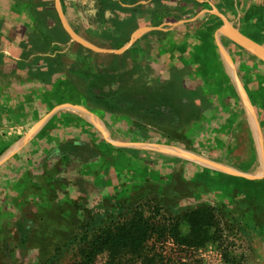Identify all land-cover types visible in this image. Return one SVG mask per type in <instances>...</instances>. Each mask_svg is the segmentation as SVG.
<instances>
[{"label": "crops", "instance_id": "0c3cea01", "mask_svg": "<svg viewBox=\"0 0 264 264\" xmlns=\"http://www.w3.org/2000/svg\"><path fill=\"white\" fill-rule=\"evenodd\" d=\"M21 2L0 0V124L19 129L0 153V189L43 155L41 140L106 130L142 147L132 161L164 165L168 197L173 179L193 181L174 203L229 204L237 189L247 210L244 193L264 180V59L219 26L237 21L241 35L225 28L264 48V0ZM112 90L150 100L146 139L123 133L131 118L106 108ZM183 150L220 168L177 157Z\"/></svg>", "mask_w": 264, "mask_h": 264}, {"label": "rangeland", "instance_id": "374dc122", "mask_svg": "<svg viewBox=\"0 0 264 264\" xmlns=\"http://www.w3.org/2000/svg\"><path fill=\"white\" fill-rule=\"evenodd\" d=\"M237 25V21L232 24L226 21L219 30L222 33L225 27L236 30ZM248 43L250 46H243L255 54L253 44ZM261 65L264 68V63ZM252 67V64L248 66L250 72ZM102 94L108 110L124 107L131 118L123 132L129 140L149 136L152 103L147 97L132 99L117 90ZM258 97L264 109L263 87ZM18 130L0 124V153L4 151L6 138L11 134L18 136ZM83 135L88 138L41 140L38 144L43 148V155L26 161L15 180L0 189V264H76L80 259L78 250L86 239L105 227L130 219L136 210L155 223L163 217L180 218L199 207L212 209L211 237L198 249L173 250L174 264L178 260L185 264H264V217L261 215L264 214V180L255 181L244 193L250 200L247 210L242 202L236 201L240 193L237 189H233L229 204L213 205L197 201L195 197L181 204L180 196L174 203L173 196L178 189L187 196L194 193L193 181L179 186L175 183L173 189L169 184L168 197L164 165L152 158H143L145 163L130 159V154L142 147L128 146L122 140L116 142L106 130H89ZM179 229L182 235L191 232L184 220ZM110 262L103 252L92 264Z\"/></svg>", "mask_w": 264, "mask_h": 264}, {"label": "trees", "instance_id": "16d2710c", "mask_svg": "<svg viewBox=\"0 0 264 264\" xmlns=\"http://www.w3.org/2000/svg\"><path fill=\"white\" fill-rule=\"evenodd\" d=\"M182 220L191 230L188 235L180 232ZM213 221L212 209L208 207L185 212L176 219L163 217L155 223L136 210L130 219L105 227L86 239L78 250L80 259L76 264H92L103 252L111 264H174L173 250L180 252L184 247H201L211 237L209 228ZM177 263L185 264L180 260Z\"/></svg>", "mask_w": 264, "mask_h": 264}, {"label": "bare ground", "instance_id": "6f19581e", "mask_svg": "<svg viewBox=\"0 0 264 264\" xmlns=\"http://www.w3.org/2000/svg\"><path fill=\"white\" fill-rule=\"evenodd\" d=\"M225 33L229 34L231 37H233L234 39H236L238 42H240L241 44H245V45H249V43L242 37L238 36L236 34V32L232 31V30H228L226 28H224ZM241 35V34H240ZM252 45V44H251ZM253 50L259 54L263 59H264V49L260 48V46H258L256 44V46H253ZM248 106V105H247ZM246 108V107H245ZM247 109V108H246ZM256 137V136H255ZM151 146V145H150ZM155 146V145H154ZM10 148V147H9ZM158 152V151H157ZM177 155V157L179 158H187L196 162H199L202 165H206V166H212V167H218L220 168V166H218L217 164L211 163L209 161H207L206 159H204L203 157H201L200 155L196 154L195 152L192 151H187V150H183V151H179L175 153ZM6 155V154H5ZM174 156V155H173ZM226 167V166H225ZM233 172V171H232ZM174 179H173V183H172V189L174 188Z\"/></svg>", "mask_w": 264, "mask_h": 264}, {"label": "water", "instance_id": "95a60500", "mask_svg": "<svg viewBox=\"0 0 264 264\" xmlns=\"http://www.w3.org/2000/svg\"><path fill=\"white\" fill-rule=\"evenodd\" d=\"M243 36V35H242ZM244 37V36H243ZM244 39L247 41V42H251L252 44H253V46H256V43H254V42H252L251 40H249L248 38H246V37H244ZM258 45V44H257ZM259 46V45H258ZM260 48H262L261 46H260ZM262 49H264V48H262Z\"/></svg>", "mask_w": 264, "mask_h": 264}]
</instances>
